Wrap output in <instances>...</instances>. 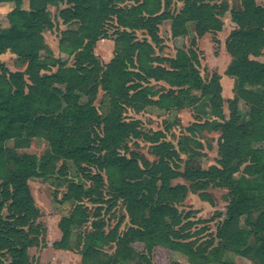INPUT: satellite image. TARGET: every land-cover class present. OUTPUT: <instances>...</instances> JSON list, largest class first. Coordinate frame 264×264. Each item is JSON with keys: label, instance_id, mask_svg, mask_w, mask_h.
<instances>
[{"label": "trees", "instance_id": "trees-1", "mask_svg": "<svg viewBox=\"0 0 264 264\" xmlns=\"http://www.w3.org/2000/svg\"><path fill=\"white\" fill-rule=\"evenodd\" d=\"M23 1L0 0L13 4L7 7L8 26L0 19V56L10 52L25 65L23 71L10 72L0 61V264L6 257L8 264H31L28 251L41 231L28 181L63 176L69 165L85 184L71 182L62 196L71 211L59 222L61 240L54 247L67 249L71 229L94 219L98 231L89 237L82 264H128L135 259L153 264L157 248L181 254L189 264H232L221 260L226 251L264 264V63L251 60L264 54V4H257L264 0H240L241 10L230 11L237 28L225 40L231 62L224 74L235 81V95L227 100L228 119L220 75L214 73L206 82L200 76L196 39L191 48H177L173 58L156 54L162 49L158 32L163 23H169L173 40L187 36L189 23L198 39L216 34L229 10L227 2L128 0L132 6L125 9L112 0H28L25 9ZM174 2L182 4L180 10L171 9ZM59 3L67 5L58 14L62 23L77 25L59 40L61 52L74 57L71 66L57 58L52 62L42 36L54 27L47 7ZM113 19L117 30L121 28L120 50L103 66L94 49L107 38L105 27ZM139 30L149 41L137 39ZM152 83H163L168 90H156ZM99 90L109 98L104 118L94 105ZM192 91L200 95L194 97ZM239 101L245 112L239 111ZM200 102L205 106L202 115L208 117L197 125L219 133L218 159L207 169L181 170V154L189 161L199 153L184 140L177 147L167 141L170 126L146 131L139 120L125 117L127 110L139 114L154 107L170 113ZM34 139L47 142L45 157L16 152L29 148ZM129 142L134 148L147 143L155 160L132 150ZM176 180L187 185H173ZM210 188L227 190L230 202L213 239L199 244L196 234H189L190 214L183 215L178 206L188 193L207 202ZM84 202L95 206L94 211ZM119 206L129 226L119 233L126 219L122 216L103 233L102 222L96 221L101 210L110 214ZM242 218L247 228L240 226ZM105 245L115 246L113 255L102 250Z\"/></svg>", "mask_w": 264, "mask_h": 264}, {"label": "rangeland", "instance_id": "rangeland-1", "mask_svg": "<svg viewBox=\"0 0 264 264\" xmlns=\"http://www.w3.org/2000/svg\"><path fill=\"white\" fill-rule=\"evenodd\" d=\"M117 7L128 9L132 6V2L128 0H112ZM225 1L228 3L229 10L222 18V29L216 34H206L201 38H196L194 31V24L189 23L186 25L187 36L185 38H179L173 40L170 37V26L168 22L163 23L159 27V36L163 39L160 52L156 54L166 57H175V50L181 46L186 49L191 48L196 41L195 49L199 58V73L204 82L208 81L212 74L217 73L219 75L224 74L229 66L230 55L225 49V40L236 26H232L230 11H240V0H215ZM257 4L262 6L263 1H257ZM13 4L5 3L0 4V19L3 27L8 26L6 20V14L8 8ZM28 0L23 1L22 8L27 9ZM67 7L65 3H59L56 7H47V12L52 20L54 27L52 30L45 31L42 36L47 48L51 50L52 62L55 58L61 61H65L71 66L74 62V57L61 52L59 47V40L62 34L66 30H76L77 25L68 24L64 25L60 20L58 14L60 10ZM182 4L174 2L171 6L172 10H180ZM234 24V23H233ZM233 29V30H231ZM106 39H101L96 43L94 49V55L99 63L103 66L108 64L115 52L120 50V44L117 42L119 32L121 28H116L115 19L109 22L106 27ZM138 40L149 38L144 31L135 32ZM194 40V41H193ZM50 56V57H51ZM256 62L264 63V54L258 58H251ZM0 61L10 72L23 71L25 65L22 60L17 59L10 52H6L0 56ZM56 68L52 72H55ZM222 78V77H221ZM233 81V83H232ZM154 89L160 91H167L168 87L163 83H152ZM235 81L231 77L227 76V79L223 81V112L225 118L229 117V110L227 104V98L232 99L235 95ZM194 97H198L200 93L198 91L191 92ZM84 101V99H83ZM109 98L108 94L102 90L98 91L94 105L102 118L107 115ZM205 109L203 102H200L197 107L186 105L179 112L171 111L170 113L162 112L154 107L146 108L145 111L139 114L133 113L131 110H127L125 117L127 120H139L144 130L151 129L164 130L165 126H170L169 131L166 132V140L170 141L177 147L178 142L185 141L188 148L193 152L199 153V155H192V159L187 161L186 155L181 154V170L186 166L197 169H207L216 164L217 156V141L219 133L212 131L208 127H201L197 123H203L207 120L208 116L202 115V111ZM238 109L240 112H245L246 107L242 101H239ZM196 119L201 120L198 122ZM189 129V130H188ZM133 143V142H132ZM138 148L129 142L131 149L142 154L148 161L155 160L150 154L149 145L144 142H138ZM7 146L13 148L12 142H7ZM19 155H33L37 158H43L48 153V145L44 139H34L27 149L16 150ZM191 154V153H190ZM186 161V162H185ZM61 162L57 163V169L61 165ZM85 184L80 172L77 171L72 165H69L66 169V173L63 176L58 174H52L45 177L31 178L28 181L30 193L32 195L34 205L39 210V218L35 224L40 227L41 234L37 237V243L28 251L31 264H82V256L85 251V246L89 240L90 235L96 234L98 228L92 223L94 219H89L88 223L82 228H72L71 238L69 240L68 248L65 250L54 247L55 242L61 240V232L59 229V222L63 216H66L71 211V205L62 201V196L66 193L68 185L71 183ZM180 183L185 184L182 180H176L173 185ZM205 194H207V202L202 201L197 194L188 193L185 201L178 206L179 211L185 215L190 214V231L189 234H196V243L204 244L208 240L213 239L217 227L225 219L227 207L230 202L228 191L225 189L210 188ZM90 211H94L95 206L84 202ZM105 210H101L99 219L103 227L101 231L108 233L122 216L126 218V214L122 207H117L110 214H105ZM127 226H129L128 219L126 218L119 227V233H123ZM240 226L247 228L245 218L240 220ZM38 227V228H39ZM204 229V232H199ZM198 233V234H197ZM216 243V240L214 244ZM140 246H136L139 250ZM106 254L113 255L115 246L105 245L102 249ZM104 262L108 260L107 257H103ZM221 260L232 264H257L256 262L249 261L248 259L236 256L233 253L226 251ZM179 262L181 264H189L187 258L181 254L173 253L163 248H157L154 253L153 264H171L172 262ZM3 264H8V257L4 258ZM128 264H137L136 259L129 261Z\"/></svg>", "mask_w": 264, "mask_h": 264}, {"label": "crops", "instance_id": "crops-1", "mask_svg": "<svg viewBox=\"0 0 264 264\" xmlns=\"http://www.w3.org/2000/svg\"><path fill=\"white\" fill-rule=\"evenodd\" d=\"M7 8V7H6ZM232 26H236L235 24H231ZM231 30H233V29H231ZM231 60V57L229 58V60L228 61H230ZM222 77V78H221ZM224 79H227V76H226V78H225V76H223V75H220V85H221V87L223 88V81H224ZM232 83H233V81H232ZM221 95H222V98L224 99V97H223V90H222V93H221ZM227 99H230V98H227Z\"/></svg>", "mask_w": 264, "mask_h": 264}]
</instances>
